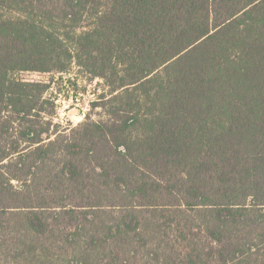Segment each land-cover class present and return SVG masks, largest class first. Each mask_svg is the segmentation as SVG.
I'll return each instance as SVG.
<instances>
[{
  "label": "trees",
  "instance_id": "trees-1",
  "mask_svg": "<svg viewBox=\"0 0 264 264\" xmlns=\"http://www.w3.org/2000/svg\"><path fill=\"white\" fill-rule=\"evenodd\" d=\"M0 264H264V0H0Z\"/></svg>",
  "mask_w": 264,
  "mask_h": 264
},
{
  "label": "rangeland",
  "instance_id": "rangeland-1",
  "mask_svg": "<svg viewBox=\"0 0 264 264\" xmlns=\"http://www.w3.org/2000/svg\"><path fill=\"white\" fill-rule=\"evenodd\" d=\"M78 74V73H77ZM79 75V81H81V86L86 85L85 89L82 88L78 91L70 90V98L60 97L58 100L59 103V116L58 119L63 123L64 127H73L76 126L78 123L82 122L85 119L86 113L90 111V102L92 99L96 98L97 91H102L103 86L99 85L100 79L92 80L91 82H85L84 76L81 74ZM22 77L26 79H35V80H45L48 79L49 75L31 72V73H24ZM69 76H65L63 79V85L69 89H73L69 83L66 82ZM72 95V96H71ZM100 110V109H99ZM95 117L100 119L103 117L101 114H96Z\"/></svg>",
  "mask_w": 264,
  "mask_h": 264
}]
</instances>
